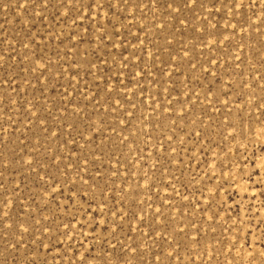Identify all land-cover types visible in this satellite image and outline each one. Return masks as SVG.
<instances>
[{
  "label": "rangeland",
  "instance_id": "rangeland-1",
  "mask_svg": "<svg viewBox=\"0 0 264 264\" xmlns=\"http://www.w3.org/2000/svg\"><path fill=\"white\" fill-rule=\"evenodd\" d=\"M0 264H264V0H0Z\"/></svg>",
  "mask_w": 264,
  "mask_h": 264
}]
</instances>
